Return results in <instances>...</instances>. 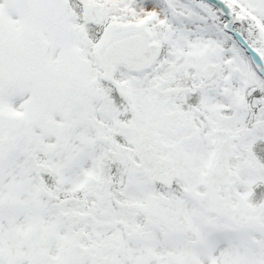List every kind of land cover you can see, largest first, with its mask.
Masks as SVG:
<instances>
[{"label": "snow or ice", "instance_id": "snow-or-ice-1", "mask_svg": "<svg viewBox=\"0 0 264 264\" xmlns=\"http://www.w3.org/2000/svg\"><path fill=\"white\" fill-rule=\"evenodd\" d=\"M0 264H264V0H0Z\"/></svg>", "mask_w": 264, "mask_h": 264}]
</instances>
